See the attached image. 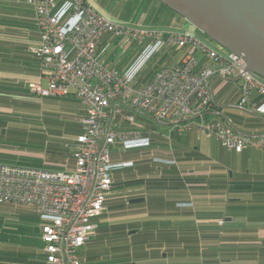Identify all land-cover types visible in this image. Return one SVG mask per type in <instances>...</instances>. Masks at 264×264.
Listing matches in <instances>:
<instances>
[{"label":"crops","instance_id":"1","mask_svg":"<svg viewBox=\"0 0 264 264\" xmlns=\"http://www.w3.org/2000/svg\"><path fill=\"white\" fill-rule=\"evenodd\" d=\"M125 4L129 10H137L133 26L171 30L173 23H178L177 17L157 0H125ZM103 39L99 46L101 54L113 42L109 36ZM143 49L144 59L157 53L148 45ZM184 54V50L178 49L167 65L179 62ZM107 55L103 57L118 69ZM116 65L120 72L132 74L126 63L118 61ZM157 71L145 82L136 79L138 84L146 85ZM25 78L24 84L19 85L11 76L7 81L0 79V130L6 126L5 120L18 116L31 119L40 114L50 121L40 132L35 129L39 124L27 123L29 129L20 134V144L13 136L11 139L0 136V164L48 171L74 170L73 149L82 134L84 106L74 97L38 98L28 91L29 85L42 82L47 86L48 80L40 74ZM211 90L213 108L206 120L223 121L244 135H264V97L253 94L241 108V81L220 77L212 79ZM36 110L40 113H34L39 112ZM161 125L167 131L159 133L172 138L163 147H157L165 153L158 156L162 160L153 165H138L131 184L127 181L123 188L116 186L109 200L111 207L123 208L121 193L126 188L133 190L126 203L130 215L127 214L124 223L117 221L128 226L125 244L130 245L131 256L126 264H264V149L247 146L237 153L224 148L215 137L200 135L195 128L179 134L173 124ZM133 200L143 201L132 203ZM27 208L25 216L6 219L2 230L11 225L12 229L16 227L13 233H17L21 242L32 236L33 264H43L46 256L41 239L42 219L35 208ZM107 210L108 206L98 226L115 225L116 221L111 224L107 219ZM9 241H2L0 248L5 249Z\"/></svg>","mask_w":264,"mask_h":264},{"label":"built area","instance_id":"2","mask_svg":"<svg viewBox=\"0 0 264 264\" xmlns=\"http://www.w3.org/2000/svg\"><path fill=\"white\" fill-rule=\"evenodd\" d=\"M26 1L41 35L33 53L48 80L47 86L31 83L30 92L38 98L74 97L86 112L73 149L74 170L0 164V204L38 211L48 264H85L81 252L99 227L113 183L114 148L151 143L141 123L137 125L139 116L173 124L179 134L195 128L237 153L247 146L264 149V135H244L223 121L205 119L213 108L214 77L240 79L241 108L253 94L264 97V78L244 72L247 63L242 57L190 32L117 23L90 0H64L61 11L58 0ZM105 36L122 47L148 44L155 52L181 49L185 54L141 86L99 54Z\"/></svg>","mask_w":264,"mask_h":264},{"label":"rangeland","instance_id":"3","mask_svg":"<svg viewBox=\"0 0 264 264\" xmlns=\"http://www.w3.org/2000/svg\"><path fill=\"white\" fill-rule=\"evenodd\" d=\"M20 1L0 0V8L4 7L5 9L15 11L16 9H18V6L15 3L16 2L20 3ZM90 1H92L91 3L95 7H97L102 13L107 15L111 20L117 23L129 24L131 26L134 25L132 21H133V18L136 17L135 13H137V10L135 9L129 10L128 8L129 6L125 4V0H124V4H120L121 0H90ZM23 8L24 9H21L22 10L21 14H24V16L22 15V17H19L17 15L13 16V14H11L10 12L3 11L0 9V23H4L10 26L9 22H13V21L20 22L18 20H25L21 23L32 24L33 22L32 12L31 11L29 12L27 7H23ZM180 21L181 23H173L174 25H172L170 28L172 30L177 29L180 31L193 33L196 36L200 37L201 39L208 41L210 45L220 47L214 41L208 40L200 31H198L194 26L188 23L184 18L181 17ZM7 25L4 26L0 24V42L5 43V45L3 46L11 47V46H15V44L17 45L24 44L25 41L27 43H32L34 41V39H32L31 41H27L28 36H33V34H31V29H27V28L14 29L12 27H8ZM15 35H17V38H14ZM147 45L148 44L139 46V45L133 44L132 46L122 47L123 45L119 42H116V43L109 42L107 46L109 54L107 56L108 58L111 57V60L114 61L112 63L115 64V66L118 69L119 67L116 65L118 61L122 63H126L128 65V70L131 71L132 73L131 75H133V79L136 81V83H139L137 81L139 80V78L143 79L142 82H145L146 81L145 79H148L150 74L153 73L156 69L159 70L161 67L169 64L172 61V59H169V57L172 55H174L175 57V55L177 54V50H178V49L176 50V53L173 50H168V49L160 50L159 52L152 54L149 58L144 59L143 57L144 49L143 48H146ZM103 48L105 49L106 46H104ZM104 54L106 55V49L104 51ZM8 76L14 77L16 79L15 81L19 83H21V80L24 78V75L21 76L18 74H11L7 72L4 73V71H0L1 80H7ZM36 111H39V112H34V113H38V114L40 113V110H36ZM48 121L50 120L46 118H42L40 114L31 117V119H28L25 115L14 117L7 121L5 120L6 126L1 128L0 136L1 138L5 137L7 139H11L10 137L13 136L16 140L15 142H18L20 144V134L27 132L29 129L26 126L27 123L39 124V126L37 125L35 126V129L40 132V128H45V125H47L46 123ZM141 122L146 123L147 121L146 120L144 121L143 119L139 118L137 125H139ZM153 125L154 127H156L158 132L163 133L167 131V128L162 126L159 123L154 122ZM5 131H6V134H4ZM157 131L152 130L151 128L150 134L155 135L154 132H157ZM12 134H15V135H12ZM11 143L14 144L13 142ZM14 145L17 146L16 144ZM120 161L123 162L124 160H120ZM144 163L146 164V162L140 160L137 163H132V164L129 163L128 166L132 168V171L134 173L136 168L139 167L138 165L142 166ZM132 166H135V167H132ZM145 170H147V168H145ZM121 194L123 196V200L125 204L123 208L119 207L115 209V206L111 207L110 204H108L109 210H107L106 214L108 217L107 219L110 220L111 224L115 221L116 222L121 221L122 223L126 222L124 219L127 218L128 216L127 214H129L126 203H127V200H129V197L131 198V196L133 195V190L126 188ZM27 210L28 208L25 206L14 208V207H7L5 205L4 206L0 205V243L2 241L11 240L13 237H17L16 236L17 233H13L14 230H16L17 228L13 227L12 229V225L9 228H7L6 231L2 230L3 222H6V219H10V220L18 219L20 215L25 216V212ZM105 215L103 217H106ZM122 227H123V230H125L127 229L128 226L123 225ZM11 229L13 231H11ZM17 239L19 240L18 237ZM115 239L116 240H112V242H108L107 240L104 242H101V241L95 242V244L93 245L94 247L93 250L95 252L94 259L88 263L90 264H125V262H127L126 256L122 259L116 258L117 256L123 254V251L121 249H117L115 244L118 243V245H121L122 243L126 242V240H119L118 238H115Z\"/></svg>","mask_w":264,"mask_h":264},{"label":"trees","instance_id":"4","mask_svg":"<svg viewBox=\"0 0 264 264\" xmlns=\"http://www.w3.org/2000/svg\"><path fill=\"white\" fill-rule=\"evenodd\" d=\"M18 1H20V0H18ZM63 1L64 0H61V2L59 3L60 11H61V8L63 7V4H64ZM15 4L18 6V9H16L15 11L5 9L4 7L0 8V9L3 11L10 12L11 14H13V16L17 15L19 17H22V15L24 16V14H21L22 13L21 9H24L23 7H27L29 12L31 11L33 14L32 24L21 23L25 20H18L20 22H14V21L9 22L10 26L7 24H4V23H0V24L4 25V26L7 25L8 27H12L14 29H21V28L31 29V34H33V36H28L27 41H31L32 39H34V41L32 43H27L25 41L24 44H19V45L15 44V46H11V47L10 46L9 47L3 46V45H5V43L0 42V71H4L7 73H11V74H18L21 76L24 75V78L21 80V84H24V82L27 80L25 77H31V76L37 75V74H40V76L43 75L42 62L33 53V49L38 46L37 44L41 40V35L38 31L36 15L34 14V11L31 9V7L28 6V4L25 2V0H21L20 3L16 2ZM161 5L177 17L178 23H181V21H180L181 16L172 12L165 5H163V4H161ZM66 9H63L64 10L63 15H65L64 18H66V15L68 13L67 12L68 9L67 10ZM204 36L208 40H210L206 35H204ZM14 38H17V35H15ZM103 40H105V39H103ZM17 41H19V40H17ZM116 42L113 41V43H116ZM206 42H208V41H206ZM99 46H100V42H99L98 47ZM214 47H216V46H214ZM99 50H100V47H99ZM106 53L109 54L108 50H106ZM99 54L101 56H103V55L106 56L105 54H101L100 51H99ZM110 55H112V54H110ZM12 80L15 83L17 82V81H15L16 79H12ZM11 84H13V83H11ZM17 85H19V82H17ZM12 87H15V85L13 84ZM25 91H27V90H25ZM28 91H29V89H28ZM207 116H208V114H207ZM139 118L143 119L144 121L145 120L147 121L146 123L141 122V125L143 127L144 136L149 137L151 139V143L148 145H142V146H133V147L117 146L116 148H114V150L112 152V160L110 163V171L112 174L113 183L111 186V190L107 196V201L105 204L106 208L109 204V200L112 198L111 193H112V191L116 190L115 189L116 186H117V189L119 187L123 188L124 186H127L126 185V184H128L127 181H129V183L131 184V179L133 177V171H132V168H130L128 166V164L129 163L130 164L137 163L140 160L146 162V164H149V165L155 164L156 161L162 160V159H159L158 156L162 157L165 155V153H163V151L161 152L160 149H158L157 147H163V145L165 143L171 142L170 141L172 139L171 136L169 138H166V137H163L162 134H160L159 132H154L155 135H151L150 134L151 128H152V130L157 131L156 127H154V125H153V122L151 120H147L145 117L139 116L138 119ZM159 154H161V155H159ZM120 160H124V161L121 162ZM143 165H145V163ZM132 167H134V166H132ZM117 181H119L118 184H117ZM0 205H2V204H0ZM110 205H112L111 202H110ZM96 232H94L92 234V236L90 237V240L86 243V245L83 248V251L81 253V255L84 258L83 262L85 264H90L88 262H90L94 259L95 252L93 250V248H94L93 245L95 244V242H97V241L98 242L99 241L104 242L106 240L108 242H112V240H116L115 238H118L119 240H126L127 230H123L122 225H120V223L116 222L115 225H111V227H109V226H102L101 227V225H100ZM123 237H125V238H123ZM41 239H42V235H41ZM32 241H33L32 236H27L25 238V240H23L22 242L18 239H15V237H13L9 241L10 245L8 243V246L5 249L0 248V264H33V261H34L33 258L35 255V253H34L35 252V250H34L35 244H32L31 243ZM42 242H43V240H42ZM43 244H44V242H43ZM124 244H125V242L122 243L121 245H118V243L115 244L117 249H121L123 251V254L117 256L116 258L122 259L126 256V259L128 262V260L130 259V256H131V254H130L131 249H130V245H124ZM43 250L45 252V244H44ZM45 256H46V263H47L46 252H45ZM127 262H125V264ZM46 263H43V264H46Z\"/></svg>","mask_w":264,"mask_h":264},{"label":"water","instance_id":"5","mask_svg":"<svg viewBox=\"0 0 264 264\" xmlns=\"http://www.w3.org/2000/svg\"><path fill=\"white\" fill-rule=\"evenodd\" d=\"M157 1L224 50L242 57L247 63L244 72L264 78V0Z\"/></svg>","mask_w":264,"mask_h":264}]
</instances>
